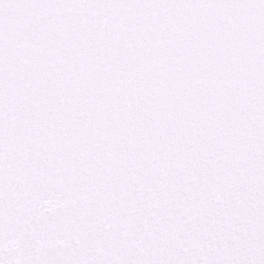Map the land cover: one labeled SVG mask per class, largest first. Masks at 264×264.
<instances>
[{
    "label": "snow or ice",
    "instance_id": "obj_1",
    "mask_svg": "<svg viewBox=\"0 0 264 264\" xmlns=\"http://www.w3.org/2000/svg\"><path fill=\"white\" fill-rule=\"evenodd\" d=\"M0 264H264V0H0Z\"/></svg>",
    "mask_w": 264,
    "mask_h": 264
}]
</instances>
